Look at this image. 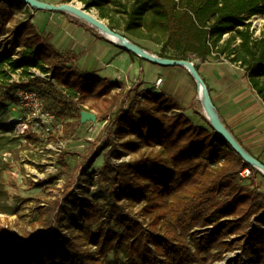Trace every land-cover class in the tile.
Masks as SVG:
<instances>
[{
	"label": "trees",
	"instance_id": "obj_1",
	"mask_svg": "<svg viewBox=\"0 0 264 264\" xmlns=\"http://www.w3.org/2000/svg\"><path fill=\"white\" fill-rule=\"evenodd\" d=\"M78 1L97 9L110 28L124 30L130 40L131 35L157 36L161 57L239 63L264 101V37H256L248 22L254 15L264 17V0ZM26 5L0 0V32ZM17 33L21 56L14 60L12 50L0 53V88L7 94L17 87H38L55 124L64 128L70 114L81 118L80 97L107 99L118 91L120 109L101 116L102 134L72 168L63 162L64 186L58 187L56 177L33 184L54 198L47 208L38 207L43 229L22 237L0 233V264H212L236 249L254 264H264V203L255 187L239 179L242 169L255 168L209 120V127L194 124L169 95L140 90V82L127 88L121 80L81 70L31 22L21 24ZM20 71L25 78L12 80ZM143 149L150 152L119 163L111 159L120 161ZM103 153L101 180L108 188L94 200L82 199L73 190L78 172ZM71 201L81 202L79 218L67 206L61 210L62 202ZM125 201L142 205L140 211L131 212Z\"/></svg>",
	"mask_w": 264,
	"mask_h": 264
},
{
	"label": "rangeland",
	"instance_id": "obj_2",
	"mask_svg": "<svg viewBox=\"0 0 264 264\" xmlns=\"http://www.w3.org/2000/svg\"><path fill=\"white\" fill-rule=\"evenodd\" d=\"M43 1L50 3L59 1L61 3V0ZM73 2L86 7L78 0ZM33 10L34 8L26 5L16 11L5 30L0 32V50L2 47L8 46L12 50L11 55L21 56L23 47L17 44L19 41L17 30L25 22L32 23L30 17ZM42 10L39 11L40 13L37 15L33 25L38 29L46 27L48 17L45 14L51 13L49 10ZM89 11L99 16L97 9ZM250 19L248 22L253 25ZM253 20L256 21L255 19ZM104 21L108 23L107 19H104ZM82 22L86 23L83 20ZM117 31L126 34L122 29ZM255 31L256 37H264V24L261 27L258 25ZM152 36L141 38L131 35L130 37L131 41L140 47L154 50L159 48L157 47L159 44H162L158 43L157 36ZM165 53L175 54L170 50H166ZM139 60L137 62L148 66L146 69L144 68L145 73L151 76L154 73L163 78H161V84L158 83L160 78L156 83H153L156 84L154 88L164 91L165 87H167L166 94L180 105L179 111L186 113L194 122L202 120L201 118L207 119L205 107L198 93V85L187 69L181 66L155 64L143 58L141 59V57ZM190 60L195 64H199V67L202 66L199 60L192 57ZM106 62L102 63V66L106 69L103 74L125 81L127 88L135 83L133 80L141 77L140 71L134 72L135 69L132 67L130 60H111L109 61V67L105 68ZM138 67H140L139 64ZM153 68H157L158 71L155 72ZM168 79H174L175 82L169 93L168 85L165 84ZM35 88L37 89L38 87L35 86ZM143 89L145 88L142 86L140 90ZM117 92L113 91L108 95L107 99L96 100L80 97L79 103L84 108L83 111L93 112L96 115V120L82 122L79 114L74 112L65 119L68 127L64 128L62 123L59 122L54 124L53 130L48 134L37 123L29 122V119L32 118L31 112L21 105L12 93L7 94L0 88V233L22 237L28 232H36L43 229L39 219L38 207L43 206L45 208L46 206L47 208L54 198L46 195L44 187L33 186V184L56 177L58 187L64 186L66 181L63 172V162L65 161L72 168L76 161L79 160V155L83 154L90 146L91 140L102 134L105 122L101 121V116L109 113V111L114 116L120 109L119 101L116 99ZM133 103L136 105V102ZM25 123H28L27 128L24 126ZM206 125L209 127L208 122H206ZM246 146L251 148L254 153L260 154L258 148H255V145L250 143L249 140L246 141ZM149 152L150 149H143L138 153L124 156L120 161L111 159L116 163L130 161L142 155H147ZM104 159L105 153L101 154L91 167L86 166L78 172L73 190L82 199L94 200V196L100 192H106L108 184L101 180V166ZM240 184L251 185L250 188L255 187L258 190V200L264 203V173L255 168L251 178L240 180ZM125 203L128 210L133 213L139 212L142 206L132 205L128 201H125ZM66 206L69 207L76 218L80 217L81 202H62L61 210ZM65 213L69 215L67 211ZM67 225L68 223L66 222ZM259 225L263 226L260 223ZM64 232H68V228L65 227ZM191 244L193 243L191 242ZM91 249L95 250V247L92 246ZM114 257V254L110 256L111 259ZM119 258H123V255H120ZM237 262H240V264H254V261L241 249L225 252L222 259L212 264H236Z\"/></svg>",
	"mask_w": 264,
	"mask_h": 264
},
{
	"label": "crops",
	"instance_id": "obj_3",
	"mask_svg": "<svg viewBox=\"0 0 264 264\" xmlns=\"http://www.w3.org/2000/svg\"><path fill=\"white\" fill-rule=\"evenodd\" d=\"M53 3L59 4V1ZM39 11L43 10L34 9L31 12L30 19L33 25L37 15L40 13ZM50 12L45 14L48 17L46 27L38 29L34 26V28L39 34L45 37L49 36L51 43L57 49L75 59L76 66L81 70L95 72L99 76L119 80L115 79V77L104 75L103 72L106 69H104L102 63L107 61L105 63L106 66L104 64L105 68H107L110 65L109 61L123 59L131 61V65L135 69L134 72H141V77L133 81L140 82L141 87L143 86L145 89L156 87V84L153 83L162 78L154 73L152 76L145 73L144 68L146 69L148 66L137 62L140 61L139 56H135L136 54L113 42L91 25L66 12ZM157 47L159 48L146 50L160 56L162 45L159 44ZM138 64L140 67H138ZM153 69L155 72L158 71L157 68ZM33 71L35 74L40 73L39 75L45 76L37 69H33ZM199 72L211 89L212 99L225 123L245 147H247V140L255 145L254 147L260 151L259 155L254 153L251 148H247L264 159V101L253 88L246 69L239 63L222 58L219 60L210 59L202 63ZM12 78V80L19 82L25 77H22L20 71L13 74ZM174 83V79H168V82L165 81V84L168 85V93ZM166 89L167 87L162 92L166 93ZM156 90L158 89L156 88ZM186 116L188 115L186 114ZM189 119L191 120V118ZM201 119L199 120L200 122L191 121L198 126L207 127L206 118Z\"/></svg>",
	"mask_w": 264,
	"mask_h": 264
},
{
	"label": "water",
	"instance_id": "obj_4",
	"mask_svg": "<svg viewBox=\"0 0 264 264\" xmlns=\"http://www.w3.org/2000/svg\"><path fill=\"white\" fill-rule=\"evenodd\" d=\"M19 3H24L29 5L34 9H44L50 11H62L73 16L82 19L92 27L99 30L102 34L108 37L113 42H116L127 51L136 54L137 56L144 58L152 63L159 65H173V66H181L189 71L192 77L195 79L198 87L202 89L201 98L205 110L206 117L214 127L216 132L221 135L231 146L232 148L242 156V158L250 163L254 168L264 173V163L257 159L253 154L247 151L235 138V136L227 129L225 124L222 122L219 116L218 109L212 99L211 93L208 89V85L206 84L204 78L200 74L199 70L196 68V65L193 61L189 59H169L164 58L155 54L150 53L148 50L138 46L134 42H132L125 34L120 33L117 30L110 28L107 22L104 21L101 17L96 14H93L89 11L87 7H82L79 3L67 2V3H50L43 0H14ZM200 93V92H199ZM96 120V115L91 111H82L81 113V121H94Z\"/></svg>",
	"mask_w": 264,
	"mask_h": 264
},
{
	"label": "built area",
	"instance_id": "obj_5",
	"mask_svg": "<svg viewBox=\"0 0 264 264\" xmlns=\"http://www.w3.org/2000/svg\"><path fill=\"white\" fill-rule=\"evenodd\" d=\"M250 21L253 22L252 28H257L263 26L264 17L261 15H254L250 17ZM255 19L256 21H254ZM253 20V21H252ZM259 21V22H258ZM10 48L8 46H4L1 48V52L8 53ZM14 60L18 59L17 55H11ZM160 83L162 79L158 80ZM15 99L23 106H25L32 114V118L29 119V122L37 123L40 125L45 132L48 134L53 130L55 126V114L49 110L44 100L42 99L40 93L36 89H30L25 87H17L13 91ZM26 128L28 127V123L24 125ZM24 131V130H23ZM253 174V169L250 166L245 167L239 172V179H248L251 178Z\"/></svg>",
	"mask_w": 264,
	"mask_h": 264
},
{
	"label": "bare ground",
	"instance_id": "obj_6",
	"mask_svg": "<svg viewBox=\"0 0 264 264\" xmlns=\"http://www.w3.org/2000/svg\"><path fill=\"white\" fill-rule=\"evenodd\" d=\"M93 14H95V13H93ZM112 40H116V39H113V38H112ZM199 92H200V93H199ZM201 92H202V89H201L200 87H198V93H199L200 98H201V95H200Z\"/></svg>",
	"mask_w": 264,
	"mask_h": 264
}]
</instances>
